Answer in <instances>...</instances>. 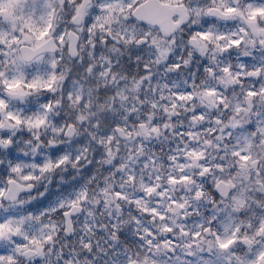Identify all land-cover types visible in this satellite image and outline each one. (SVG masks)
Returning <instances> with one entry per match:
<instances>
[{
  "label": "clouds",
  "instance_id": "obj_1",
  "mask_svg": "<svg viewBox=\"0 0 264 264\" xmlns=\"http://www.w3.org/2000/svg\"><path fill=\"white\" fill-rule=\"evenodd\" d=\"M0 264H264V0H0Z\"/></svg>",
  "mask_w": 264,
  "mask_h": 264
}]
</instances>
